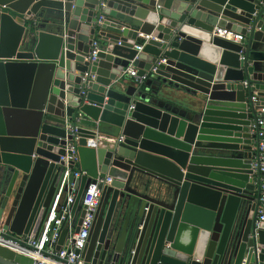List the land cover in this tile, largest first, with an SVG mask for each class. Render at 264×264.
Here are the masks:
<instances>
[{
	"label": "water",
	"instance_id": "95a60500",
	"mask_svg": "<svg viewBox=\"0 0 264 264\" xmlns=\"http://www.w3.org/2000/svg\"><path fill=\"white\" fill-rule=\"evenodd\" d=\"M206 1L0 0L2 230L14 239L37 235L67 158L76 156L83 176L73 215L91 183L112 179L102 188L88 264H264V172L252 132L264 119V0H220L216 8ZM217 28L244 40L223 39ZM105 51L133 55L103 67ZM129 65L148 76L142 86L127 85ZM20 71L29 77L23 104L11 87ZM155 78L206 96L203 111L191 118L146 98L143 89L160 85ZM100 134L112 138L108 148L90 147ZM0 264L33 259L0 244Z\"/></svg>",
	"mask_w": 264,
	"mask_h": 264
},
{
	"label": "built area",
	"instance_id": "2783aa9c",
	"mask_svg": "<svg viewBox=\"0 0 264 264\" xmlns=\"http://www.w3.org/2000/svg\"><path fill=\"white\" fill-rule=\"evenodd\" d=\"M104 6V3H101V8H104ZM98 20L99 24H101L103 17L99 16ZM215 34L223 39L237 43L244 40L243 35L227 29L217 28ZM140 38H143L145 41L150 39V37L144 35ZM143 48L144 44L135 46L137 52H141ZM97 54L98 43L94 42L90 61H95ZM129 67L124 75L133 78L137 86H142L148 79V76L138 77L137 70L132 66ZM252 99L255 101V96ZM71 130L75 143L70 145L69 149L76 155L79 138L76 136V128L73 127ZM252 132L256 133L260 139L261 163L259 168L261 172H264V119L262 117L255 120L252 125ZM89 146L97 148V142L90 140ZM67 161L68 164L61 174L54 198L37 235L14 239L15 237L10 236L0 227V244H9L16 252L31 257L33 264H88L85 261V251L96 219L102 196V188L110 185L112 179L99 176L95 180V183H91L82 196L81 211L78 215H73L72 207L78 195L79 181L83 176V172L79 168L78 157H68ZM69 161H73L75 164L71 165ZM260 201L263 205L264 195ZM263 213V211H260L259 218L261 221L264 219ZM76 227H79V231H76ZM63 233H65V240L60 245L59 242ZM59 246L60 249L58 250Z\"/></svg>",
	"mask_w": 264,
	"mask_h": 264
},
{
	"label": "crops",
	"instance_id": "0c3cea01",
	"mask_svg": "<svg viewBox=\"0 0 264 264\" xmlns=\"http://www.w3.org/2000/svg\"><path fill=\"white\" fill-rule=\"evenodd\" d=\"M205 4L210 8H216L220 4V0H207ZM5 10V6L3 7ZM203 11L204 16H208L211 14H215L210 10L207 9H200ZM15 17H17L16 14L11 13ZM35 21V18H34ZM225 24L229 22L231 24L232 21L226 19ZM233 23V22H232ZM221 28H227V27H221ZM143 36L142 34L140 37ZM145 36V35H144ZM146 49L150 51L151 53H155L157 51V47L154 45H147ZM135 50V47L134 49ZM119 53L122 52V49H118ZM125 51V50H124ZM117 51L115 53H109L107 51L102 52L101 55L99 56V60L101 61V66L107 67L108 65L111 64H121V65H126L130 61L131 56L133 55V52L130 51L126 57H123L121 54H119ZM125 53V52H124ZM121 55V56H120ZM130 66V65H129ZM128 66V67H129ZM130 68V67H129ZM125 72H123L122 76L124 77L127 85H135L133 78L129 77L128 75H124ZM116 78L115 76H111ZM29 77L24 76L21 71L18 73L17 76H12L11 79V87H12V92L15 97L16 103L18 104H23L24 103V95L28 90V82H29ZM160 82L159 84H156L154 87V90L151 88H145L143 89V93L146 95V98L149 99H154L161 104H163L165 107H168L172 110H178L180 112H183L185 115H188V117L194 118L196 114H200L203 109L204 105L207 101L206 96L200 93H187L183 90H181L179 87H177L174 83L171 81H167L164 79H157L155 78V81ZM123 89V87H122ZM30 90V86H29ZM185 105V108L180 107L181 105ZM202 104V105H201ZM112 138H110L107 135L100 134L97 138V148H103L106 149L108 148V143L111 142ZM145 183L147 182V176H143ZM147 184L152 187L153 189H157L159 187L158 183L153 181L152 183ZM145 187L140 186V189L137 190L138 193H143V194H148L150 195L149 192L145 189ZM151 190V189H150ZM156 192V191H155ZM126 212V210H125ZM78 215V213H77ZM216 262V261H215Z\"/></svg>",
	"mask_w": 264,
	"mask_h": 264
},
{
	"label": "bare ground",
	"instance_id": "6f19581e",
	"mask_svg": "<svg viewBox=\"0 0 264 264\" xmlns=\"http://www.w3.org/2000/svg\"><path fill=\"white\" fill-rule=\"evenodd\" d=\"M2 245L6 246V247H9V248H11V249H13V250H15V249H14L11 245H9V244L3 243Z\"/></svg>",
	"mask_w": 264,
	"mask_h": 264
},
{
	"label": "rangeland",
	"instance_id": "374dc122",
	"mask_svg": "<svg viewBox=\"0 0 264 264\" xmlns=\"http://www.w3.org/2000/svg\"><path fill=\"white\" fill-rule=\"evenodd\" d=\"M184 106H185V105L183 104V105H181L180 107L185 108Z\"/></svg>",
	"mask_w": 264,
	"mask_h": 264
}]
</instances>
